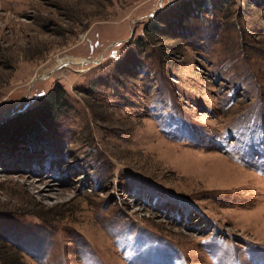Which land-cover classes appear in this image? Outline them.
Wrapping results in <instances>:
<instances>
[{
    "label": "rangeland",
    "instance_id": "1",
    "mask_svg": "<svg viewBox=\"0 0 264 264\" xmlns=\"http://www.w3.org/2000/svg\"><path fill=\"white\" fill-rule=\"evenodd\" d=\"M185 1L0 0V264H264V0Z\"/></svg>",
    "mask_w": 264,
    "mask_h": 264
},
{
    "label": "trees",
    "instance_id": "2",
    "mask_svg": "<svg viewBox=\"0 0 264 264\" xmlns=\"http://www.w3.org/2000/svg\"><path fill=\"white\" fill-rule=\"evenodd\" d=\"M200 5L199 0H186L180 7V11L189 12L192 4ZM152 25L144 29L150 34ZM65 104V92L59 86L52 89L46 96L32 108L17 112L0 124V140L17 143L28 139L36 141L43 134V127L51 122L54 115Z\"/></svg>",
    "mask_w": 264,
    "mask_h": 264
}]
</instances>
